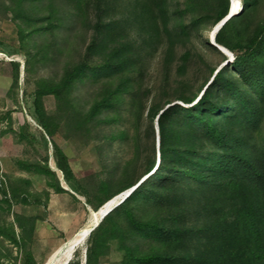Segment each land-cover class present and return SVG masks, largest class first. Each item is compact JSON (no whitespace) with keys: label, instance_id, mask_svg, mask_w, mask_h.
Returning <instances> with one entry per match:
<instances>
[{"label":"trees","instance_id":"obj_1","mask_svg":"<svg viewBox=\"0 0 264 264\" xmlns=\"http://www.w3.org/2000/svg\"><path fill=\"white\" fill-rule=\"evenodd\" d=\"M58 1L0 0V8L18 21L23 41L33 35H54L63 27ZM63 1L70 18L88 22V0ZM258 2L241 0L240 13L228 18L231 0H142L137 7L142 21L151 22L157 36L166 38L169 63L178 44L201 38L203 31L224 18L214 42L230 51L233 59L227 62L228 56L204 39L225 65L212 69L211 81L197 91L179 90L175 97L179 103L166 99L148 108L152 158L142 174L124 177L115 189L102 182L90 196L65 152L51 141L64 181L85 196L93 210L137 184L91 231L86 264L97 263L111 241H117L123 252L121 264H264V16L248 31ZM117 30L115 23H97V37L87 45L86 58L69 66L58 82L42 81L35 90L36 120L49 138L62 124L71 132H88L95 125L111 123L116 117L100 115L118 113L127 101L130 112L137 109L143 115L147 110L131 76V47L116 38ZM190 56L189 51L182 54L179 73L186 72ZM95 57L98 64L91 61ZM18 76L15 62L12 86ZM113 79L117 82L108 84L87 111L76 106L73 92L78 85ZM48 94L57 102L54 115L44 107ZM36 172L55 177L48 167ZM56 180L55 190L66 191ZM14 223L18 233L12 225L0 228L1 234L24 248L20 264H37L28 248L36 218L16 213Z\"/></svg>","mask_w":264,"mask_h":264},{"label":"rangeland","instance_id":"obj_2","mask_svg":"<svg viewBox=\"0 0 264 264\" xmlns=\"http://www.w3.org/2000/svg\"><path fill=\"white\" fill-rule=\"evenodd\" d=\"M141 2L88 0L87 22L70 18L65 1L59 0L63 27L54 35H33L23 41L18 33V21L0 8V228L5 230L13 225L18 233L14 223L16 213L35 217L36 230L28 248L37 264L48 263L54 252L90 226L99 210H93L86 204V197L73 192L64 181L54 160L51 141L65 152L75 177L90 196H94L102 182H109L110 188L115 189L124 177L142 174L152 158L154 142L149 132L148 108L166 99L179 103L175 100L179 90L197 91L211 81L212 69L218 70L225 65L204 40L210 42L215 26L203 31L201 38L194 36L178 44L169 63L166 38L158 37L151 22L144 23L138 15L137 7ZM235 2L230 5L228 14L233 12L235 5H239L238 11L231 15L240 13L241 0ZM39 12L45 13L44 6H39ZM263 16L264 0H259L248 26L249 33ZM100 22L115 23L118 27L116 38L130 45L134 63L131 76L137 81L138 97L147 110L143 115L137 109L130 112V103L126 100L118 113L100 115L101 119L116 117L111 123L95 125L88 132H71L62 124L49 138L36 120L35 90L42 81L58 82L69 66L86 58V47L97 37L96 25ZM186 51L191 53L190 61L186 72L181 74L178 67ZM228 56L231 61L233 54L230 52ZM91 61L93 64L100 62L97 57ZM15 62L19 65V76L17 85L12 86ZM116 82L113 79L78 85L73 92L76 106L87 111L103 89ZM43 103L47 114L54 115L55 97L45 95ZM153 127L157 136L155 121ZM121 133L125 136L119 137ZM154 156L158 161L156 152ZM40 167L54 171L60 186L67 190L57 192L54 188L56 178L36 172ZM89 235L74 248L71 259L74 264L77 260L86 264ZM23 249L0 231L1 264H20ZM122 257L118 242L111 241L108 252L95 264H121Z\"/></svg>","mask_w":264,"mask_h":264},{"label":"bare ground","instance_id":"obj_3","mask_svg":"<svg viewBox=\"0 0 264 264\" xmlns=\"http://www.w3.org/2000/svg\"><path fill=\"white\" fill-rule=\"evenodd\" d=\"M233 4H236L235 0H232ZM239 7V5H235L233 7V12L231 14H235L238 10H236ZM236 10V11H235ZM212 38V37H211ZM221 50L227 51L224 47L219 46ZM121 194L113 197L109 201H107L97 212L94 214L93 219L91 220V224L89 227L85 228L82 230L76 238L71 240L66 246L62 247L60 250L54 252L51 256L50 259H48V263L46 264H65L67 260H71L73 250L77 245H81L86 238L88 237L89 233L91 232L90 229L95 225L96 222L100 219L101 215L110 209L112 206L116 204V202L121 198ZM91 227V228H90Z\"/></svg>","mask_w":264,"mask_h":264},{"label":"water","instance_id":"obj_4","mask_svg":"<svg viewBox=\"0 0 264 264\" xmlns=\"http://www.w3.org/2000/svg\"><path fill=\"white\" fill-rule=\"evenodd\" d=\"M231 4H232V0H231ZM232 10H233V8H232ZM230 16V14H228V16L226 17V18H228ZM226 18H224L219 24H217L216 26H215V28H214V30H213V33H212V38L210 39V42L218 49V50H220L222 53H224L225 55H229V51L227 50L226 52L225 51H223V50H221L220 49V47H219V45H217L215 42H214V35H215V33H216V31L220 28V26L223 24V22L226 20ZM228 58H229V56H228ZM230 61V59H228L227 60V62H229ZM136 186H137V184L136 185H134L133 187H131V188H129V189H127V190H125V191H123L122 193H120L122 196H121V198L116 202V204L114 205V206H112L110 209H108L107 211H105L102 215H101V217H100V219L98 220V222H96L95 223V225L90 229V231H92L98 224H99V222L104 218V216L105 215H107L115 206H117L118 204H120L135 188H136ZM119 194V195H120ZM69 263V260H67L66 262H65V264H68Z\"/></svg>","mask_w":264,"mask_h":264},{"label":"crops","instance_id":"obj_5","mask_svg":"<svg viewBox=\"0 0 264 264\" xmlns=\"http://www.w3.org/2000/svg\"><path fill=\"white\" fill-rule=\"evenodd\" d=\"M65 189V188H64ZM67 190V189H66Z\"/></svg>","mask_w":264,"mask_h":264}]
</instances>
